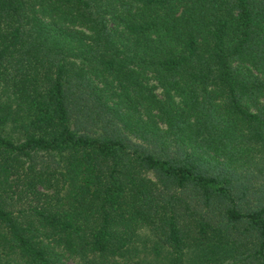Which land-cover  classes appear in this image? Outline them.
<instances>
[{"label":"trees","instance_id":"trees-1","mask_svg":"<svg viewBox=\"0 0 264 264\" xmlns=\"http://www.w3.org/2000/svg\"><path fill=\"white\" fill-rule=\"evenodd\" d=\"M264 264V0H0V264Z\"/></svg>","mask_w":264,"mask_h":264},{"label":"rangeland","instance_id":"rangeland-1","mask_svg":"<svg viewBox=\"0 0 264 264\" xmlns=\"http://www.w3.org/2000/svg\"><path fill=\"white\" fill-rule=\"evenodd\" d=\"M70 263L71 264H80L81 262L77 259V258H75V259H70Z\"/></svg>","mask_w":264,"mask_h":264}]
</instances>
